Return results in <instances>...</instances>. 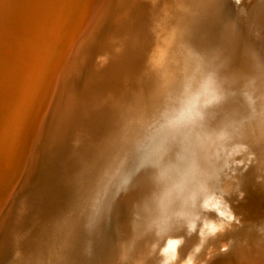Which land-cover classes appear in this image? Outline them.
<instances>
[{"label": "bare ground", "instance_id": "1", "mask_svg": "<svg viewBox=\"0 0 264 264\" xmlns=\"http://www.w3.org/2000/svg\"><path fill=\"white\" fill-rule=\"evenodd\" d=\"M241 2L244 16L229 0H119L103 10L99 28L74 47L64 83L56 77L51 96L34 109L38 134L53 94L63 91L60 102L67 99L61 113L60 102L55 107L50 156L13 219L0 264H153L168 249L183 255L201 205L220 185L214 144L258 146L259 132L247 120L251 97L254 110L264 112V0ZM80 21L59 42L64 48L87 25ZM40 64L25 67L31 73L25 79ZM47 102L50 110L43 111ZM202 103L212 107L194 131L189 124ZM19 105L24 115L28 108ZM22 134L13 137L10 159ZM28 148L18 184L30 174ZM255 152L264 163L263 150ZM146 158L151 163H142ZM122 195L127 209L116 222Z\"/></svg>", "mask_w": 264, "mask_h": 264}, {"label": "rangeland", "instance_id": "2", "mask_svg": "<svg viewBox=\"0 0 264 264\" xmlns=\"http://www.w3.org/2000/svg\"><path fill=\"white\" fill-rule=\"evenodd\" d=\"M105 1L108 6L103 9ZM117 1L119 0H0V64H2L0 65V233L2 234L0 235L2 236L0 237V254L6 247L4 244L12 236V230L14 229L12 225L13 219H15L17 214L20 215L22 206H24L25 201H27L30 193L35 188V181L39 180L43 166L50 156L51 150L49 149L53 143L52 136L54 135V125L57 119L54 110H56L55 107L63 99L61 98L63 91L61 93L58 91L59 96L58 92L57 95L53 94V104L49 106L51 110L47 107L48 102L45 103L43 111L48 109L47 111L50 110V112L46 116L43 128H41L42 133L40 131L38 134L32 130L33 125L31 122L36 115L32 116L35 111L34 109H36V106L38 108L46 95L48 97L51 96L52 90L50 89L52 86L54 87L56 77H58L59 85L64 83L63 80L67 75L65 72L69 73L71 71L69 60L71 55H73L74 47L88 39L91 32L99 26V17L102 19L101 16H104L110 6H113L114 3L116 4ZM229 1L231 4L229 6L233 7V9L242 8L240 12H246L244 7H242L243 2L240 3V1L244 0ZM89 11L91 12V16L89 13V18L85 20V17L82 15H85ZM242 15L244 16L245 14L243 13ZM81 16L84 19L82 18L81 20ZM92 19L93 21H91ZM79 21L81 25L85 22L87 25L79 37H76V39L72 38L69 41L70 48H64V45L59 44V42L68 35L73 34L75 27L80 24ZM38 60L43 64L42 69L36 68L35 71L38 73L32 75L30 79H25L31 74L25 67L32 66L33 63H40ZM47 70L49 72L48 77L44 75ZM27 71H29V74ZM13 73L14 75H12ZM25 73L28 76H25ZM16 78L19 80H15ZM50 78L52 79L51 84H49ZM34 82L36 83L35 86ZM20 88L22 91L24 89L23 96L19 95L18 90ZM62 88L59 89L61 90ZM14 92H18V96H15L14 94L16 93ZM19 102L23 104L22 106L25 109L26 107L28 108L25 111L23 110L25 112L24 115H21ZM66 103L67 99L65 98L63 103L60 102L59 113L64 110ZM249 103L252 117L247 120V123L253 126L254 134L259 132L255 137V140H258V146L255 149L257 151H261L262 149L264 152V146H262V142L264 145V112L261 114L258 110H254L255 101L252 97ZM44 114L46 113L44 112ZM39 128L40 124L37 131ZM19 132L23 133L24 135H22L25 138L22 142L19 140L20 148L19 152L16 153H20V155L15 153L12 157L20 158V160L17 158L12 159V157L10 159L11 154L8 155V150L14 147L15 144H12L14 142L13 137L17 136ZM261 132L263 133L260 134ZM35 137L36 140L33 141ZM258 138L263 139L259 142L260 139ZM226 145L222 141H218L216 145L214 144V148L219 153L222 161L218 174L220 185L217 191L211 193L205 203L201 205L202 211L204 210L201 222L197 225V227L199 226L198 229H194V233L190 238L191 240L189 239L190 242L184 249L183 255L179 256L177 252L175 253V250L171 251L172 249H168L165 252L166 254L162 253L161 258L163 260L161 258H159V261L156 259L153 261V264H160L159 262L161 264H169L171 260L172 264H264V210H260L264 209V205H262L264 203V163H261L262 161L258 159L259 156L255 152L256 150H252L246 144L242 143L240 145V143H236L235 146H231L229 143ZM28 146L30 174L25 176V178L28 177L27 179H23V181L20 179V184H18L17 171L20 169L17 168H20ZM14 160L15 162H13ZM15 165L18 166L15 167ZM9 166H14V169H11ZM251 169L254 170L252 171ZM9 172L12 173L10 174ZM252 174L253 176H251ZM32 178L34 179L32 180ZM12 182H15L14 185L10 184ZM243 186L244 188H242ZM10 193L12 195H9ZM126 209L125 197L122 195L116 203V214L114 216L116 222L119 221L120 215ZM241 211L242 214L240 213ZM257 211H260V213ZM116 222L115 224L118 225L119 222ZM2 232H4V235ZM164 254L167 256L165 257Z\"/></svg>", "mask_w": 264, "mask_h": 264}, {"label": "clouds", "instance_id": "3", "mask_svg": "<svg viewBox=\"0 0 264 264\" xmlns=\"http://www.w3.org/2000/svg\"><path fill=\"white\" fill-rule=\"evenodd\" d=\"M210 107H212L211 103H202V104H200L194 110L193 117H192V120H191V122L189 124V127L192 128L194 131L201 130L203 125H204V122L206 120L205 113L207 112V110ZM142 163L149 164V163H151V161L146 158V159H144L142 161Z\"/></svg>", "mask_w": 264, "mask_h": 264}]
</instances>
